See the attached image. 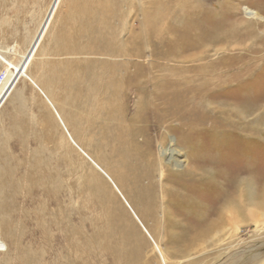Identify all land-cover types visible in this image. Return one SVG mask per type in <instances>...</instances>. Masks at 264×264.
Wrapping results in <instances>:
<instances>
[{"label": "rangeland", "instance_id": "1", "mask_svg": "<svg viewBox=\"0 0 264 264\" xmlns=\"http://www.w3.org/2000/svg\"><path fill=\"white\" fill-rule=\"evenodd\" d=\"M1 72L0 264H264V0H0ZM118 130L158 163L148 205Z\"/></svg>", "mask_w": 264, "mask_h": 264}, {"label": "bare ground", "instance_id": "2", "mask_svg": "<svg viewBox=\"0 0 264 264\" xmlns=\"http://www.w3.org/2000/svg\"><path fill=\"white\" fill-rule=\"evenodd\" d=\"M101 1H103V0H101ZM97 2V5L98 6H95V7H97V9H100V6H102L101 4H103L104 5V3L103 2H98V1H96ZM89 3V2H88ZM99 3V4H98ZM91 6V5H90ZM163 6V5H162ZM165 6V5H164ZM84 7V6H83ZM92 7V6H91ZM99 7V8H98ZM244 10H245V13H246V15L247 16H249V17H252V18H255V17H261V16H259L254 10H252V9H248V8H244ZM88 11V10H87ZM93 11V10H92ZM91 13V12H90ZM87 14V13H86ZM95 17V15L93 14L92 15V13L91 14H89V16L88 17ZM93 17V18H94ZM103 19V18H102ZM94 20V19H93ZM97 21H98V19H97ZM103 21V20H102ZM101 21V22H102ZM90 22V21H89ZM101 22H98V24H96V22L94 21L93 23H92V25H91V27H92V29H95V31L94 32H96V34H94V32H93V34H94V36H96V37H101V38H103V36L102 35H104V29H101L100 28V25L101 24H99V23H101ZM90 24H91V22H90ZM81 26H83V25H81ZM90 28V27H89ZM105 28V27H104ZM91 31V30H90ZM98 33V34H97ZM44 35V34H43ZM73 36V35H72ZM100 39V38H99ZM98 46H95L94 47V51H101L103 54L105 53V54H107V53H111V52H125V51H122V50H120L119 48L118 49H112V47L110 48L108 45H104V46H100L99 45V48H97ZM33 46L31 45V47H30V51H28V52H31L32 53V51H33ZM112 54V53H111ZM110 54V55H111ZM196 56V55H195ZM198 56H200V55H198ZM185 57V56H184ZM187 58H189L188 56H187ZM101 62V61H100ZM27 65V64H26ZM52 69V68H51ZM72 69V68H71ZM105 70V69H104ZM107 73H105V75H106ZM110 74V73H109ZM59 76V75H58ZM107 77V76H106ZM135 77H136V75H135ZM60 78V77H59ZM112 78V77H111ZM102 82V81H101ZM115 84V83H114ZM108 85V84H107ZM109 85H110V83H109ZM130 85V84H129ZM111 86V85H110ZM109 86V87H110ZM115 86V85H114ZM161 91V90H160ZM113 93H115V92H113ZM117 94H119V93H117ZM125 99V98H124ZM123 101V100H122ZM159 127V126H158ZM154 128V127H153ZM155 129H156V127H155ZM158 129V128H157ZM119 131H120V133H119ZM157 132V131H156ZM121 134L122 135H124L123 133H122V131L121 130H118L117 132H116V135H118L117 137H119V139L121 140L120 141V145L119 144H117V145H115L114 146V149H117V153L119 154V161L117 162V166L115 167V169H114V174L116 175V177H117V179H118V181L120 182V184L124 187V188H127V189H131V190H133L134 192H135V190H136V192H138L139 193V195H142L141 197L143 198V200H145V203H146V205H148V202H150V197L152 196V197H154L155 196V183H156V181H155V175H156V166L158 167V163L156 162V161H151V159L149 160V161H144V159L142 158V157H138V155H137V153H136V151L135 150H133V143H134V141L132 140V137L130 136V135H124V137L125 138H123V137H121ZM125 134H127V133H125ZM155 134V133H154ZM152 135V134H151ZM122 138H123V140H122ZM151 138V137H150ZM149 139V138H148ZM130 147H131V149H130ZM168 152H167V155H168V157H167V159L170 161L171 160V157H173V153H172V151H174L173 150V148H172V146L170 145L169 147H168ZM177 152H179V151H177ZM176 152V153H177ZM171 154H172V156H171ZM146 155V154H145ZM133 158H136L137 160H138V162H134V164H132L131 162H130V160L131 159H133ZM151 158V157H150ZM153 158V157H152ZM125 160V161H124ZM153 160H154V158H153ZM175 160H178V159H175ZM135 161V160H134ZM160 162V161H159ZM95 163V162H94ZM176 163H178L177 161H176ZM97 165V164H96ZM162 166V163L160 164V167ZM173 167H175V164L173 165ZM187 168V167H186ZM185 170V169H184ZM193 170H195V169H193ZM164 171V170H163ZM189 171V170H188ZM200 170H198V172H199ZM104 172V171H103ZM161 172H162V167H161ZM105 173V176L107 177V178H109L110 180H112L110 177H109V175L106 173V172H104ZM162 174L163 173H161V176H160V178L161 179H164V178H162ZM189 174V173H188ZM187 174V175H188ZM191 174V173H190ZM189 174V175H190ZM171 175V174H170ZM185 175V174H184ZM168 176V175H167ZM195 176V175H194ZM143 178H145V179H147V181L149 182V183H147V185H146V187H143V184H142V186L140 185V183H139V181H141ZM184 178V177H183ZM190 178V177H189ZM201 179H202V177H200ZM248 179V178H247ZM198 180V179H197ZM200 180V179H199ZM191 181V183H192V181H194V180H191V179H185L184 178V182L185 183H189ZM113 182V181H112ZM181 182H182V180H181ZM249 182V181H248ZM114 183V182H113ZM112 183V184H113ZM164 182L161 180V183H158L159 184V186H160V189L161 188H165V185L163 184ZM178 183V182H177ZM99 184V185H98ZM98 184H96V185H92V188H91V190L94 192V197L96 198H99L101 201L103 200V201H109L108 200V197H106V194L104 193V191H103V188H107V185L106 184H104V182L103 181H101L100 183H98ZM167 185H170V183L169 184H167ZM113 186L119 191V189L117 188V186L115 185V183L113 184ZM162 186V187H161ZM178 186V185H177ZM241 187V186H240ZM166 188H169L168 186H166ZM180 188V187H179ZM183 188V187H182ZM182 188H180V189H182ZM184 189V188H183ZM185 190V189H184ZM133 193V192H132ZM169 193V192H168ZM134 194V193H133ZM184 194V193H183ZM110 195L113 197V193L110 191ZM121 195V194H120ZM158 195V194H157ZM181 195V194H180ZM185 195H186V197H190L189 195H187L186 194V192H185ZM238 196H240V195H238ZM140 197V196H139ZM138 197V198H139ZM151 197V198H152ZM136 198H137V196H136ZM218 200V199H217ZM220 200V199H219ZM223 200V199H222ZM229 200V199H228ZM202 201V200H201ZM140 202V201H139ZM203 203H204V201H202ZM206 203V202H205ZM208 203V202H207ZM220 203V202H219ZM102 204V203H101ZM152 204V203H151ZM109 205V204H108ZM203 205V204H202ZM222 205V204H221ZM103 206V205H102ZM200 207V206H199ZM106 208V207H105ZM202 208V207H201ZM225 208H227V206H221V208H219V209H216V211H215V217L214 218H212V219H210V220H206V221H204L203 223H201L200 225H198V226H196V228H195V232H197V234H196V236L195 235H191L190 236V238H188V240L184 243L188 248H189V246H191L195 241H196V237L198 236V237H200V236H202L204 233H206V232H212V231H214V230H219L220 228H222V226L224 225V223H225V220H228V218L230 217V218H234L233 216H235V214L238 212V210H237V212H235V211H233V212H231L230 211V213H228L227 215H225V211H226V209ZM241 208V207H240ZM102 209H104V208H102ZM109 209V208H108ZM203 209H204V205H203ZM227 209H229V208H227ZM243 211H246L247 210V214H248V217L251 219V220H253V218H254V208L253 207H250L249 205H247V206H242V208H241ZM110 210V209H109ZM230 210V209H229ZM115 211V210H114ZM145 211V210H144ZM110 217V216H109ZM227 217V218H226ZM226 218V219H225ZM202 219V218H201ZM205 220V219H204ZM109 223V222H108ZM236 223H234L233 225H235ZM224 227H225V225H224ZM235 228H236V226H235ZM189 233V232H188ZM197 237V238H198ZM155 245V244H154ZM187 248V249H188ZM158 249V248H157ZM181 249H182V247H181ZM186 249V250H187ZM190 249V248H189ZM185 252V251H184ZM186 253V252H185ZM177 254V253H176ZM180 254H182V253H180ZM161 259L163 260V261H165V258L163 257V255H161ZM163 263V262H162Z\"/></svg>", "mask_w": 264, "mask_h": 264}, {"label": "water", "instance_id": "3", "mask_svg": "<svg viewBox=\"0 0 264 264\" xmlns=\"http://www.w3.org/2000/svg\"><path fill=\"white\" fill-rule=\"evenodd\" d=\"M28 51H30V50H28ZM27 56H28V54H26V56L23 58V60L21 61L20 65H19V68H18L20 70L19 74L22 72V70L24 69V67H25V65H26V63L28 61V57ZM19 74L17 75V77L19 76Z\"/></svg>", "mask_w": 264, "mask_h": 264}, {"label": "built area", "instance_id": "4", "mask_svg": "<svg viewBox=\"0 0 264 264\" xmlns=\"http://www.w3.org/2000/svg\"><path fill=\"white\" fill-rule=\"evenodd\" d=\"M4 76H5V73L4 72H1L0 73V85H1V83L3 81V79H4Z\"/></svg>", "mask_w": 264, "mask_h": 264}]
</instances>
